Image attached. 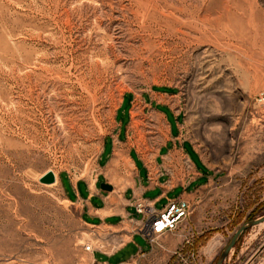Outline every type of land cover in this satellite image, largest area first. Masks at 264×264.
<instances>
[{"label": "rangeland", "instance_id": "374dc122", "mask_svg": "<svg viewBox=\"0 0 264 264\" xmlns=\"http://www.w3.org/2000/svg\"><path fill=\"white\" fill-rule=\"evenodd\" d=\"M152 86L179 93L216 177L137 261L216 264L237 228L264 214V0H0V264H94L85 245L104 242L56 179H41L89 175L120 97ZM263 246L264 222L224 264H252Z\"/></svg>", "mask_w": 264, "mask_h": 264}, {"label": "crops", "instance_id": "0c3cea01", "mask_svg": "<svg viewBox=\"0 0 264 264\" xmlns=\"http://www.w3.org/2000/svg\"><path fill=\"white\" fill-rule=\"evenodd\" d=\"M185 106L179 93L171 89L152 86L124 93L91 173L76 177L65 171L58 176L56 182L65 200L75 208L82 224L106 246H92L94 264L137 261L136 256L148 251L150 245L140 230L149 223V215L138 212V203L157 212L172 199L191 204L197 190L215 179L216 173L189 137ZM150 128L155 129L154 135L145 138L146 144L153 146L146 149L141 147L139 131ZM103 182L114 188L104 189ZM139 239H145V245ZM122 240L125 242L116 249L108 248ZM181 241L174 238L171 253ZM129 246L135 249L131 257L108 260ZM252 264H264V246Z\"/></svg>", "mask_w": 264, "mask_h": 264}, {"label": "built area", "instance_id": "2783aa9c", "mask_svg": "<svg viewBox=\"0 0 264 264\" xmlns=\"http://www.w3.org/2000/svg\"><path fill=\"white\" fill-rule=\"evenodd\" d=\"M264 97L260 96V101H263ZM190 203L184 199H172L166 206V208L157 212L154 208L142 203L137 204L138 212L147 213L149 215V223L144 226L140 232L146 238L151 245L153 240L159 235L166 232L175 231L186 221L188 217V211ZM85 250H92L91 244L85 245ZM230 259V258H228ZM116 264H139L136 260L121 261Z\"/></svg>", "mask_w": 264, "mask_h": 264}, {"label": "water", "instance_id": "95a60500", "mask_svg": "<svg viewBox=\"0 0 264 264\" xmlns=\"http://www.w3.org/2000/svg\"><path fill=\"white\" fill-rule=\"evenodd\" d=\"M55 174L53 171H49L46 175H44L41 179L42 182L45 183H52L55 181ZM102 187L104 189L107 190H111L112 186L106 182L102 183ZM264 222V214L257 217V218H253L250 220H247L246 222H244L243 224H241L237 230L235 231V233L233 234V236L230 238V240L226 243V245L222 248L221 252L219 253L218 257H217V261L216 264H224V262L226 261V259L228 258L231 250L235 247L236 243L238 242V240L240 239L241 235L244 233V231H246L247 229L260 224Z\"/></svg>", "mask_w": 264, "mask_h": 264}, {"label": "bare ground", "instance_id": "6f19581e", "mask_svg": "<svg viewBox=\"0 0 264 264\" xmlns=\"http://www.w3.org/2000/svg\"><path fill=\"white\" fill-rule=\"evenodd\" d=\"M98 65H99V64H98ZM96 66H97V65H96ZM99 66H101V65H99ZM97 68H98V67H97ZM95 69H96V68H95ZM100 70H101V68H100ZM100 70H99V71H100ZM101 71H102V70H101ZM101 71H100V72H101ZM100 74H101V73H100ZM94 77H95V76H94ZM90 82H92V81H90ZM55 178H56V180H57V175H56V173H55ZM260 224H262V223H260Z\"/></svg>", "mask_w": 264, "mask_h": 264}]
</instances>
